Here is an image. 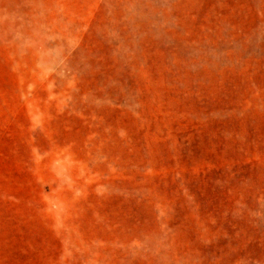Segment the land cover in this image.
Masks as SVG:
<instances>
[{
	"label": "rangeland",
	"instance_id": "rangeland-1",
	"mask_svg": "<svg viewBox=\"0 0 264 264\" xmlns=\"http://www.w3.org/2000/svg\"><path fill=\"white\" fill-rule=\"evenodd\" d=\"M0 264H264V0H0Z\"/></svg>",
	"mask_w": 264,
	"mask_h": 264
}]
</instances>
